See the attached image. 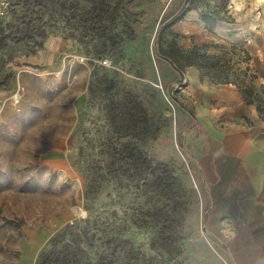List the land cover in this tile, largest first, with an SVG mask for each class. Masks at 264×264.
<instances>
[{
	"label": "rangeland",
	"instance_id": "rangeland-1",
	"mask_svg": "<svg viewBox=\"0 0 264 264\" xmlns=\"http://www.w3.org/2000/svg\"><path fill=\"white\" fill-rule=\"evenodd\" d=\"M9 1L10 14L0 22V264H38L51 238L66 224L87 215L82 169L90 159H105L112 153L109 147L114 136L104 110L108 100L100 98L99 92L89 95L94 80L102 82L103 90L112 87L136 96L160 129L158 138L147 141L144 148L149 157L171 167L175 183L170 194L184 201L178 227L183 264H231L222 239L203 230L207 227L203 221L205 194L183 144L187 118L183 109L193 111L190 89L185 88L189 80L185 76L180 82L155 51L159 26L184 0H134L129 5L128 37L99 56L87 54L78 42L58 33L49 34L35 49L21 31L23 25H36L28 20L31 14H23L32 6L24 0ZM246 3L198 1L199 9L163 31L161 49L172 44L184 51L196 47L199 54L211 57L201 72L204 80L231 82L240 92L244 80L261 98L264 83L256 79L253 68L245 66L250 57L244 51L245 42L229 40L236 23L231 11H240ZM199 10L217 11L223 20L210 31L200 20ZM260 19L264 27V14ZM32 26L29 29L36 31ZM254 33L251 41H255ZM105 58L107 65L100 62ZM105 78L112 83H104ZM76 208H80L78 215ZM97 208L103 213L115 211L109 218L124 237L145 254H153V229L137 227L131 220L146 208L143 198L135 199L122 185L104 186Z\"/></svg>",
	"mask_w": 264,
	"mask_h": 264
},
{
	"label": "trees",
	"instance_id": "trees-1",
	"mask_svg": "<svg viewBox=\"0 0 264 264\" xmlns=\"http://www.w3.org/2000/svg\"><path fill=\"white\" fill-rule=\"evenodd\" d=\"M24 1L32 6V10L26 8L23 14H31L28 20L36 22V25H23L21 31L34 42L35 49L49 34L58 33L78 42L87 54L99 56L129 34V5L134 0ZM198 1L184 0L178 11L163 22L156 32V54L179 73L180 82L185 78L183 64L186 67L195 66L200 73L199 79L204 80L201 72L205 64L211 63V57L205 53L199 54L196 47L184 51L172 44L169 49H161L160 40L165 29L182 20L189 11L199 9ZM199 17L210 31L218 21L223 20V16L214 10H199ZM21 22L25 24V21ZM29 26L36 31L32 32ZM243 74L246 76V73ZM104 81L112 83L107 78ZM100 83L99 80L90 83L89 95L99 92L100 98L108 100L104 110L114 129L109 147L113 151L105 159L92 158L84 165L82 170L86 183L83 198L87 215L66 224L57 232L47 248L40 252L38 264H183L182 237L178 227L183 219L184 201L174 200L170 194L175 183L171 167L149 157L144 148L147 141L158 138L160 129L154 125L136 96L121 94L113 91L112 87L109 91L103 90ZM240 90L247 102L256 101L257 109H262L264 85L261 86V98L252 85L246 84L244 80L240 82ZM173 97L178 100L176 95ZM181 104L186 108L184 103ZM186 110L194 116L193 111ZM109 185H122L135 199L143 198L146 208H141L131 220L137 227L153 229L154 235L150 242L153 254H145L124 237L109 218L115 211L109 214L98 210L100 191Z\"/></svg>",
	"mask_w": 264,
	"mask_h": 264
},
{
	"label": "crops",
	"instance_id": "crops-1",
	"mask_svg": "<svg viewBox=\"0 0 264 264\" xmlns=\"http://www.w3.org/2000/svg\"><path fill=\"white\" fill-rule=\"evenodd\" d=\"M263 8L264 1L247 0L240 11H231L236 23L229 39L245 42L250 56L245 66L253 68L261 83ZM199 74L195 66L186 68L185 88L195 114L183 109L182 135L205 194L203 221L212 237L222 239L231 264H264V106L258 110L232 83H211Z\"/></svg>",
	"mask_w": 264,
	"mask_h": 264
},
{
	"label": "built area",
	"instance_id": "built-area-1",
	"mask_svg": "<svg viewBox=\"0 0 264 264\" xmlns=\"http://www.w3.org/2000/svg\"><path fill=\"white\" fill-rule=\"evenodd\" d=\"M10 14V1L9 0H0V22H3L7 19ZM101 64L107 65L109 61L105 59H100Z\"/></svg>",
	"mask_w": 264,
	"mask_h": 264
},
{
	"label": "water",
	"instance_id": "water-1",
	"mask_svg": "<svg viewBox=\"0 0 264 264\" xmlns=\"http://www.w3.org/2000/svg\"><path fill=\"white\" fill-rule=\"evenodd\" d=\"M79 211H80V208H76L75 209V214L78 215L79 214ZM203 230L205 231L206 230V227H204Z\"/></svg>",
	"mask_w": 264,
	"mask_h": 264
}]
</instances>
